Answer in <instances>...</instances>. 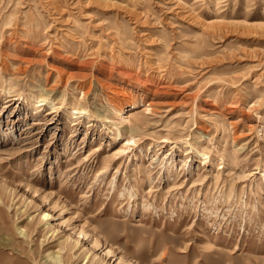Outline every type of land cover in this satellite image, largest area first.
Returning <instances> with one entry per match:
<instances>
[{
  "label": "rangeland",
  "instance_id": "374dc122",
  "mask_svg": "<svg viewBox=\"0 0 264 264\" xmlns=\"http://www.w3.org/2000/svg\"><path fill=\"white\" fill-rule=\"evenodd\" d=\"M263 25L264 0H0V252L22 207L58 234L30 264L68 236L65 264H264Z\"/></svg>",
  "mask_w": 264,
  "mask_h": 264
},
{
  "label": "bare ground",
  "instance_id": "6f19581e",
  "mask_svg": "<svg viewBox=\"0 0 264 264\" xmlns=\"http://www.w3.org/2000/svg\"><path fill=\"white\" fill-rule=\"evenodd\" d=\"M197 1L198 0H194V3ZM216 3H219V1H216ZM174 14H176L180 18H184V19L187 18L185 20H188V22L193 24V25H197L198 22L200 21L199 18L190 11L178 10V11L174 12ZM236 22H237V20L234 21V23H236ZM234 27H236V26H234ZM222 29H223L222 24H216V23L212 24V23H207V22H203L200 24V30L202 31V35L208 34L209 36L213 37V36H216L219 32H222L223 31ZM235 30H237V29H235ZM181 56L183 59L194 57L193 56V49L188 50L187 54H184ZM195 56H196V54H195ZM165 72L167 73V75L171 76L172 75V66H170V68L167 67ZM148 82H149V80H148ZM169 82H170L169 84H166V87H175V85H173L172 80ZM73 103H74V109L72 110L71 114L73 116H76L75 114L82 115L83 112L85 111V107L83 106V104L81 102H79L78 100L76 102L73 101ZM31 104L33 105V108H35V109H38L41 106L47 105V104L50 105L52 109H56L58 107L57 104L55 103L54 99L50 95H43L39 99H33V100H31ZM126 107L134 108V107H136V102L134 100H132L131 98H129L126 102L125 107L120 108L119 110H113V111H114L116 116H118L120 119L121 118L123 119V118H125L123 113H126V111H125ZM122 119H121V122H122ZM143 120H144L143 117L136 114L135 112L130 113L129 118H128V124L123 127L124 133H126V134L128 133V134H127V137L123 140L122 145L129 146V145H132L133 143H136L135 133L137 131H139L141 129V127H143V123H144ZM121 122L120 121L117 122V125H116V126H118L116 128V132L114 135V137H116V138L122 136V134H123V130L119 126V124H122ZM105 164H107V162H105ZM262 178H264V170L262 171ZM7 187H9V186H7ZM50 216H52V215H50V212H48L47 210H42L38 214H34L33 212L27 211L26 208L22 209V207H17L14 219L18 220L22 217H25V220L27 219L26 223L24 225H19L17 228L18 234H20L24 238L23 239L24 244L19 245V246L12 245V253L10 255L8 253L7 255L4 256L3 253L0 252V264H30L29 262L34 261V259H35V257L31 256V254H33L35 252L37 253V251H39L41 249L44 250V247H42V243H40L38 240L39 237H41L43 235L45 237V240H48V243L50 241H51V243H53L54 240L52 238H54L58 235L56 232V229L51 230V228H48V226L44 227V229L41 228L42 226H45L50 222L49 221ZM50 232H51V234L48 235ZM81 233H84V232L81 231ZM67 241H69V236L64 240V243L59 242V244L55 245V247L56 248L58 247L57 250L65 251L66 257L69 258L71 256V252L73 255L76 254V251H73V250L78 246L79 239L76 240L74 243H69V244H66ZM31 243H34V246L36 248L35 250L32 249ZM26 244H28V246ZM71 244H73V245H71ZM3 247H5V246L3 245ZM1 248L2 247H0V249ZM52 248H54V245L53 244L49 245L48 250L50 251V259L52 260V262H50V264H65L64 258H62L59 255V253L56 254L55 251H57V250L52 251L51 250ZM45 250H47V248ZM88 261L89 260H87V263H88ZM122 262H124L123 259H122ZM89 264H91V263H89ZM129 264H132V263L129 262Z\"/></svg>",
  "mask_w": 264,
  "mask_h": 264
}]
</instances>
